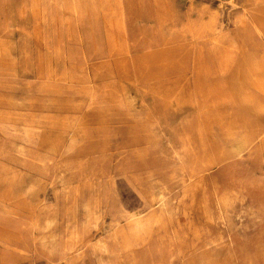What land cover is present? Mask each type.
I'll list each match as a JSON object with an SVG mask.
<instances>
[{"label": "rangeland", "instance_id": "obj_1", "mask_svg": "<svg viewBox=\"0 0 264 264\" xmlns=\"http://www.w3.org/2000/svg\"><path fill=\"white\" fill-rule=\"evenodd\" d=\"M0 264H264V0H0Z\"/></svg>", "mask_w": 264, "mask_h": 264}, {"label": "crops", "instance_id": "obj_2", "mask_svg": "<svg viewBox=\"0 0 264 264\" xmlns=\"http://www.w3.org/2000/svg\"><path fill=\"white\" fill-rule=\"evenodd\" d=\"M147 225L148 224H146V223H142V225H140L141 227H139L138 225L135 224V226H133V229L136 231V233H139L140 234V232L142 230L148 228Z\"/></svg>", "mask_w": 264, "mask_h": 264}, {"label": "bare ground", "instance_id": "obj_3", "mask_svg": "<svg viewBox=\"0 0 264 264\" xmlns=\"http://www.w3.org/2000/svg\"><path fill=\"white\" fill-rule=\"evenodd\" d=\"M145 230V229H144ZM144 230H142L141 232H143Z\"/></svg>", "mask_w": 264, "mask_h": 264}]
</instances>
